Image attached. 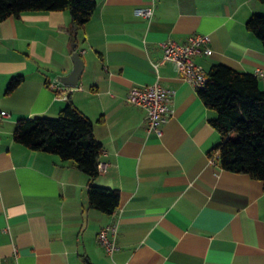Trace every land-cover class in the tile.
<instances>
[{
	"label": "crops",
	"instance_id": "1",
	"mask_svg": "<svg viewBox=\"0 0 264 264\" xmlns=\"http://www.w3.org/2000/svg\"><path fill=\"white\" fill-rule=\"evenodd\" d=\"M94 1L76 31L66 11L0 22V111L7 113L0 119V264H264V185L209 164L219 142L209 123L216 113L171 62L154 67L163 42L185 44L196 34L209 38L210 55L195 58L204 72L217 64L264 70V46L245 28L264 4L157 0L145 20L134 10L146 0ZM74 51L84 67L80 89L66 99L92 121L102 145L92 183L117 193L111 215L88 207L90 181L75 163L12 136L21 118L59 114L66 99L49 85L72 71ZM16 76L22 80L7 92ZM154 83L173 93L160 137L146 132L144 111L125 100L129 88ZM107 227L112 255L97 241Z\"/></svg>",
	"mask_w": 264,
	"mask_h": 264
},
{
	"label": "trees",
	"instance_id": "2",
	"mask_svg": "<svg viewBox=\"0 0 264 264\" xmlns=\"http://www.w3.org/2000/svg\"><path fill=\"white\" fill-rule=\"evenodd\" d=\"M264 4V0H258ZM96 7L94 0H0V22L22 13L66 11L76 31L89 21ZM245 28L264 46V15L253 14ZM205 85L197 95L216 113L209 121L218 132L219 142L209 152H217V165L224 171L242 173L264 185V91L253 74L227 66L213 65ZM22 77H12L6 91H12ZM13 140L25 148L71 161L89 178L88 207L111 215L118 206L116 192L94 185L102 145L93 135V123L69 100L55 118H21L14 127Z\"/></svg>",
	"mask_w": 264,
	"mask_h": 264
},
{
	"label": "built area",
	"instance_id": "3",
	"mask_svg": "<svg viewBox=\"0 0 264 264\" xmlns=\"http://www.w3.org/2000/svg\"><path fill=\"white\" fill-rule=\"evenodd\" d=\"M146 1L144 6L137 7L134 10V14L136 17L150 20L153 16L154 6L157 0ZM161 48L163 51L162 58L159 63L154 64L155 69L160 63L171 62L182 80L191 85L194 90L197 91L205 85L208 79L207 74L196 64L195 58L201 55H210L211 49L207 36L191 35L187 38L185 44L166 41L161 44ZM254 76L259 80H264V70H256ZM57 82L49 85V87L56 92V99H66L68 93L80 89L78 87L62 88L60 87L61 84L58 82L59 85ZM62 91L64 93L63 95H61ZM172 94L171 91L163 88L158 83H154L148 86L129 88L125 100L128 104L139 107L144 111L146 132L160 137L162 134V124L172 116ZM6 117L7 113L0 111V119ZM217 157V152L212 153L209 157V164L212 166L216 165ZM109 230L111 229L107 227L100 231L97 236V241L108 255H112L117 249V246L114 241L107 236Z\"/></svg>",
	"mask_w": 264,
	"mask_h": 264
},
{
	"label": "water",
	"instance_id": "4",
	"mask_svg": "<svg viewBox=\"0 0 264 264\" xmlns=\"http://www.w3.org/2000/svg\"><path fill=\"white\" fill-rule=\"evenodd\" d=\"M71 61L73 64L72 71L66 76L57 78V81L64 87H77L83 71L84 63L78 51L73 52Z\"/></svg>",
	"mask_w": 264,
	"mask_h": 264
},
{
	"label": "rangeland",
	"instance_id": "5",
	"mask_svg": "<svg viewBox=\"0 0 264 264\" xmlns=\"http://www.w3.org/2000/svg\"><path fill=\"white\" fill-rule=\"evenodd\" d=\"M261 15H264V14H261Z\"/></svg>",
	"mask_w": 264,
	"mask_h": 264
}]
</instances>
